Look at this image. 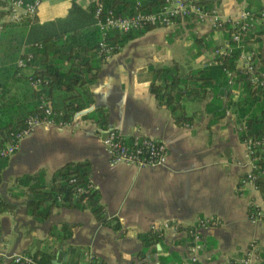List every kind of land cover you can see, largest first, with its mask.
Returning a JSON list of instances; mask_svg holds the SVG:
<instances>
[{
  "label": "crops",
  "instance_id": "obj_1",
  "mask_svg": "<svg viewBox=\"0 0 264 264\" xmlns=\"http://www.w3.org/2000/svg\"><path fill=\"white\" fill-rule=\"evenodd\" d=\"M92 1L75 2L85 8ZM209 1L223 21L235 18L243 9L264 8V0ZM69 2L42 0L36 13L39 23L64 16ZM193 36L212 47L225 44L224 31L213 29L209 22L185 21L153 28L128 41L97 73L91 92L93 106L106 110L104 128L75 117L68 127H38L20 142L0 172V199L14 207L0 214V264H11L14 254L29 255L26 252L43 249L52 241L50 228L59 225L68 226L71 232L53 264H79L82 251L101 264H140L136 260L141 250L137 234L149 233L152 224L187 227L199 219L216 220L218 224L197 230L202 248L196 253L195 264H240L251 247L254 252L249 264L264 259V225L248 218L249 203L261 208L264 205L252 187L240 185L247 166L233 115L229 111L223 116L206 112L207 97L184 103L190 121L178 125L148 91L151 68L171 61L184 70L204 66L210 53L205 49L197 52ZM236 68H240L238 62ZM237 96V90L230 91L231 100ZM109 129L161 142L167 150L165 165L142 170L112 165L101 146ZM81 162L88 165V180L104 217L116 220L118 231L102 226L86 209L52 208L43 223L25 213L26 188L16 184V178L43 171L48 182L57 168ZM186 240L183 233L165 232L160 245H155V256L173 254L175 262L189 264ZM69 250H74V260Z\"/></svg>",
  "mask_w": 264,
  "mask_h": 264
},
{
  "label": "trees",
  "instance_id": "obj_2",
  "mask_svg": "<svg viewBox=\"0 0 264 264\" xmlns=\"http://www.w3.org/2000/svg\"><path fill=\"white\" fill-rule=\"evenodd\" d=\"M7 0H0L4 8ZM30 1V0H22ZM76 0H70L69 7L62 17L39 23L36 14L22 18L18 22L4 21L0 26V148L8 142V135L20 129L24 120L41 113V105L49 107L56 121L71 122L78 117L104 128L106 110L94 107L91 87L97 73L105 61L117 53L128 41L156 28L147 26L126 33L111 32L102 38L95 27L93 10L102 4L115 15L131 16L135 11L133 0H93L81 8ZM205 11L211 10L209 0H191ZM164 0H141L136 9L142 13L157 12ZM251 10V9H249ZM264 8L257 7L254 12ZM6 14L0 11V16ZM225 42L230 47L226 54L212 55L219 47L193 36L196 51L206 50L210 58L203 67L184 70L180 64L171 61L169 65L150 69L149 94L158 106L167 109L175 124L190 121L185 115L184 103L203 101L210 97L206 112L218 116L229 111L239 125V139L259 140L264 138V87L254 86L248 75L236 68L241 53L251 54L252 64L257 73H264V27L247 29L240 36V42L231 43L234 30L225 24ZM102 42L104 48L98 44ZM30 59L24 70L17 67L18 60ZM226 72H232L228 85ZM39 80L36 87L31 81ZM237 90L238 96L231 100L230 91ZM225 100V103H222ZM8 158H0V172ZM264 171V165L259 164ZM89 169L86 163H68L52 172L45 182L44 172L16 178V184L26 188L25 213L37 223L45 222L52 208L88 210L102 226L118 231L120 226L114 219H107L99 204L96 191L89 187ZM80 190V191H78ZM260 193L263 188L259 186ZM14 210L0 199V214ZM250 211H248L249 213ZM186 230L187 227L181 228ZM71 229L66 225L51 227L50 244L32 253L26 252L35 264H53L59 254L63 240L70 237ZM141 250L136 255L140 264H180L174 255L155 256V245L160 239L150 233L136 235ZM188 240V237L186 236ZM186 240V241H187ZM64 252L63 254H65ZM67 253L76 258L74 250ZM175 262V263H174ZM11 264H13L11 262ZM72 264V263H70ZM257 264H264L261 259Z\"/></svg>",
  "mask_w": 264,
  "mask_h": 264
},
{
  "label": "built area",
  "instance_id": "obj_3",
  "mask_svg": "<svg viewBox=\"0 0 264 264\" xmlns=\"http://www.w3.org/2000/svg\"><path fill=\"white\" fill-rule=\"evenodd\" d=\"M42 0H7L4 8L0 7V11H5L6 16H0V26L3 19L11 22H18L22 18H31L36 13ZM135 3V13L131 16L115 15L110 9H106L102 4H96L93 10V19L95 27H97L100 36L106 37L111 32L126 33L128 31H136L147 26L154 27H170L179 22L195 21L198 23L209 22L213 29L221 31L225 24L234 30L231 35V43L240 42V36L247 29L255 26L264 27V10L254 12L253 10L243 9L235 18L223 21L215 14L212 9L205 11L201 6L196 5L191 0H164L163 5L157 12L142 13L136 9L141 0H133ZM100 49L104 48V44H98ZM229 45L225 42L224 46L219 50H215L214 54H226L230 52ZM30 59L27 56L25 60H18L17 67L25 68V63ZM251 54L241 53L237 62L240 70L248 75V80L254 86L264 87V73H257L255 66L251 62ZM228 77L227 84H231L233 77L232 72H226ZM39 80L31 81V86L36 87ZM41 113L28 116L20 129L9 133L8 142L0 148V158H9L14 155L18 149L20 142L30 135L36 128L42 126H55L59 129L68 127L69 123L56 121L52 118L54 115L49 107L41 105ZM244 147L243 157L246 160L247 169L240 179L242 187H252L260 196L264 205V171L260 169L259 164L264 165V138L262 139H245L242 141ZM101 146L104 149L109 162L112 165L123 164L133 167L137 170L155 169L162 167L166 163L167 150L159 141L148 137L123 135L120 131L109 129L105 132L101 139ZM259 186L263 188L260 193ZM89 187H92L89 185ZM80 191V190H78ZM249 220H259L264 225V207L261 208L254 203L248 205ZM218 222L216 220L199 219L195 225L187 226L183 230L182 226L174 223L152 224L149 227V233L154 237L161 239L165 232H173L174 234L183 233L188 237L187 240V256L188 263H196V253L202 248V243L198 235V229L203 227H215ZM186 228V227H185ZM254 252L251 247L247 257L240 264H249V257ZM13 264H35L33 259L26 254H14L11 257ZM79 264H101L92 254L86 251L81 252V260ZM182 264V263H180Z\"/></svg>",
  "mask_w": 264,
  "mask_h": 264
},
{
  "label": "rangeland",
  "instance_id": "obj_4",
  "mask_svg": "<svg viewBox=\"0 0 264 264\" xmlns=\"http://www.w3.org/2000/svg\"><path fill=\"white\" fill-rule=\"evenodd\" d=\"M191 22L198 23V22H195V21H191ZM192 42H193V41H192ZM193 44H194V43H193ZM194 48H195V47H194ZM182 60H183V61H182ZM184 60H185V59H181L182 62H184ZM182 64H183L184 67L186 66L185 63H182Z\"/></svg>",
  "mask_w": 264,
  "mask_h": 264
}]
</instances>
